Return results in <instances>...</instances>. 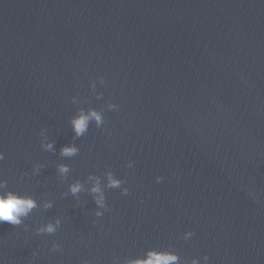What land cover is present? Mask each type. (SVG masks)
Wrapping results in <instances>:
<instances>
[{"label":"water","instance_id":"obj_1","mask_svg":"<svg viewBox=\"0 0 264 264\" xmlns=\"http://www.w3.org/2000/svg\"><path fill=\"white\" fill-rule=\"evenodd\" d=\"M81 107L105 108L106 125L73 141ZM71 143L79 154L59 157ZM0 153L8 190L40 204L0 223V264H123L150 248L264 264V0H0ZM107 171L129 195L106 190L98 218L87 177Z\"/></svg>","mask_w":264,"mask_h":264},{"label":"clouds","instance_id":"obj_2","mask_svg":"<svg viewBox=\"0 0 264 264\" xmlns=\"http://www.w3.org/2000/svg\"><path fill=\"white\" fill-rule=\"evenodd\" d=\"M98 83L103 85L105 83L104 78H98ZM97 81H93L90 84V91L95 94L97 100L102 99L103 94L96 91ZM78 97H72V103H76ZM119 105L115 103H108L106 105L107 111L118 110ZM70 128L73 133V141L83 137L88 133L90 125H95L97 129L103 130L106 125L105 120V108L103 110L88 107L79 108L76 113L71 117ZM47 131L46 129H41ZM55 140L47 139L41 143V148L45 152L56 153ZM79 154V148L75 143L63 145L58 152L61 158H73ZM4 156L0 153V160H3ZM134 166L133 161H129L126 167L131 169ZM43 165L34 164L32 167L31 174L33 176L39 175ZM71 171V168L64 163L57 164L56 173L57 175H67ZM88 181L91 182V186L87 188V195L92 198L95 204L94 215L96 217H102L105 212L109 211L106 202V190L108 189H119L122 196L129 195V189L126 187L127 181L124 179L117 178L112 171H107L105 176L102 178L98 175L92 174L87 177ZM163 177H156V183H161ZM85 191V184L83 181L76 179L69 183L67 186V194L65 196L73 197L77 203H80L78 199L80 194ZM252 195V193H249ZM255 198V197H254ZM40 207V204L33 199L31 196H24L20 193L8 190L7 181L0 179V223L7 222L13 226H20L23 221L33 212L34 209ZM44 210L53 207L51 200L44 202ZM61 226V219L56 218L55 220L49 221L35 229L36 235H53L57 229ZM27 227V226H26ZM194 233L191 231L183 234L185 241L190 240ZM61 250L60 245L53 243L50 251ZM35 255V253H33ZM209 264V257L204 255L202 261L200 258H192L190 261H181V257L171 248L165 250H157L150 248L144 252L143 256L136 258H125L123 264ZM113 264H121L119 259H114Z\"/></svg>","mask_w":264,"mask_h":264}]
</instances>
